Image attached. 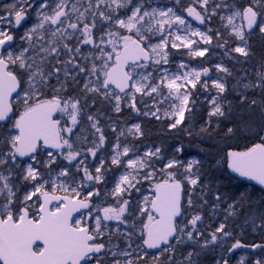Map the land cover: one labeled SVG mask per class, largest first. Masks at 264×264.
<instances>
[{
    "label": "snow or ice",
    "instance_id": "6c2138e0",
    "mask_svg": "<svg viewBox=\"0 0 264 264\" xmlns=\"http://www.w3.org/2000/svg\"><path fill=\"white\" fill-rule=\"evenodd\" d=\"M0 264H264V0L0 2Z\"/></svg>",
    "mask_w": 264,
    "mask_h": 264
},
{
    "label": "trees",
    "instance_id": "16d2710c",
    "mask_svg": "<svg viewBox=\"0 0 264 264\" xmlns=\"http://www.w3.org/2000/svg\"><path fill=\"white\" fill-rule=\"evenodd\" d=\"M149 129H150V135L152 136V138L154 140L159 142L160 139H164L163 136L157 135V133H162L164 131L163 128L156 127V126H154V124H152V125H149ZM169 143H175V141L170 140ZM184 143L187 144V140H185ZM186 152L190 155H197L198 149L194 146L187 147ZM217 175H219V174H217Z\"/></svg>",
    "mask_w": 264,
    "mask_h": 264
},
{
    "label": "water",
    "instance_id": "95a60500",
    "mask_svg": "<svg viewBox=\"0 0 264 264\" xmlns=\"http://www.w3.org/2000/svg\"><path fill=\"white\" fill-rule=\"evenodd\" d=\"M9 0H0V2H8Z\"/></svg>",
    "mask_w": 264,
    "mask_h": 264
},
{
    "label": "rangeland",
    "instance_id": "374dc122",
    "mask_svg": "<svg viewBox=\"0 0 264 264\" xmlns=\"http://www.w3.org/2000/svg\"><path fill=\"white\" fill-rule=\"evenodd\" d=\"M8 2H10V0H9ZM193 63L195 64V63H196V61H193Z\"/></svg>",
    "mask_w": 264,
    "mask_h": 264
}]
</instances>
